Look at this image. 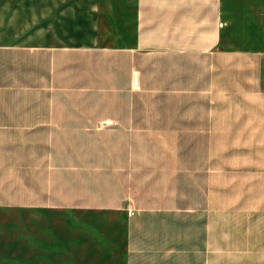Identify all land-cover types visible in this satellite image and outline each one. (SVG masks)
<instances>
[{
    "label": "crops",
    "instance_id": "crops-1",
    "mask_svg": "<svg viewBox=\"0 0 264 264\" xmlns=\"http://www.w3.org/2000/svg\"><path fill=\"white\" fill-rule=\"evenodd\" d=\"M233 1L240 49L55 44L0 11L25 264H264V0Z\"/></svg>",
    "mask_w": 264,
    "mask_h": 264
},
{
    "label": "rangeland",
    "instance_id": "rangeland-1",
    "mask_svg": "<svg viewBox=\"0 0 264 264\" xmlns=\"http://www.w3.org/2000/svg\"><path fill=\"white\" fill-rule=\"evenodd\" d=\"M221 1L0 0V11L26 15L55 44L88 34L99 46L240 49L243 42L222 26L234 19L229 14L237 2L225 1L221 20ZM23 233V210L0 209V264H25Z\"/></svg>",
    "mask_w": 264,
    "mask_h": 264
}]
</instances>
